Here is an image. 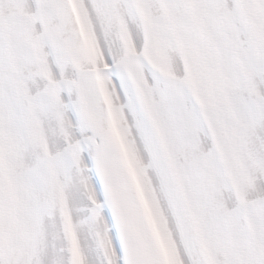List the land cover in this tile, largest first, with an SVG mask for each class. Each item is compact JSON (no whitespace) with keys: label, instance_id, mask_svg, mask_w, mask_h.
Masks as SVG:
<instances>
[{"label":"snow or ice","instance_id":"6c2138e0","mask_svg":"<svg viewBox=\"0 0 264 264\" xmlns=\"http://www.w3.org/2000/svg\"><path fill=\"white\" fill-rule=\"evenodd\" d=\"M0 264H264V0H0Z\"/></svg>","mask_w":264,"mask_h":264}]
</instances>
